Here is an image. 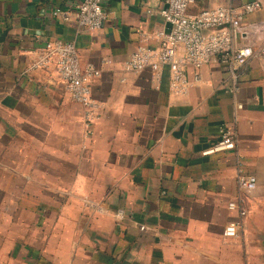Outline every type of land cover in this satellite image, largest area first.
<instances>
[{
  "label": "crops",
  "instance_id": "crops-1",
  "mask_svg": "<svg viewBox=\"0 0 264 264\" xmlns=\"http://www.w3.org/2000/svg\"><path fill=\"white\" fill-rule=\"evenodd\" d=\"M78 1L0 0V264H264V55L257 48L235 78L210 63L175 95L168 70L155 81L124 69L155 44L135 29L162 27L156 9L103 0L108 16L89 31ZM248 20H264V7ZM51 39L74 40L82 64L101 70L86 142L83 108L57 70L30 68ZM223 124L235 148L204 155ZM242 174L254 189L239 186ZM237 219L240 235L225 236Z\"/></svg>",
  "mask_w": 264,
  "mask_h": 264
},
{
  "label": "built area",
  "instance_id": "built-area-1",
  "mask_svg": "<svg viewBox=\"0 0 264 264\" xmlns=\"http://www.w3.org/2000/svg\"><path fill=\"white\" fill-rule=\"evenodd\" d=\"M197 0H145L147 12L156 13L164 25L155 30L135 29L141 40L152 41L153 46L140 45L124 62V69L135 73L150 70L152 78L159 81L168 70V88L172 94L186 95L202 79V69L210 63H222L235 78L252 58L256 49L264 55V20H248V16L264 7V0H213L208 7L196 9ZM103 0H79L75 4L78 25L89 31L101 29L108 12ZM159 3L160 7H153ZM55 14L66 13L58 7ZM54 67L63 80L71 99L83 108L87 130L85 142L91 139L92 127L101 118V105L93 98L92 84L101 70L93 63L82 64L74 40H48L32 61L31 69ZM194 75L189 77V70ZM234 84L229 90L236 92ZM239 103L238 107L242 108ZM236 134L233 126L223 124L219 138L204 155L234 149ZM242 189H254L256 176L242 174L238 178ZM235 208L234 201L229 202ZM245 210H241L244 214ZM242 220L226 224L223 234L238 237Z\"/></svg>",
  "mask_w": 264,
  "mask_h": 264
},
{
  "label": "rangeland",
  "instance_id": "rangeland-1",
  "mask_svg": "<svg viewBox=\"0 0 264 264\" xmlns=\"http://www.w3.org/2000/svg\"><path fill=\"white\" fill-rule=\"evenodd\" d=\"M213 0H197L196 1V9H201L204 7L211 6L213 4Z\"/></svg>",
  "mask_w": 264,
  "mask_h": 264
}]
</instances>
